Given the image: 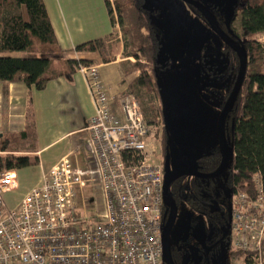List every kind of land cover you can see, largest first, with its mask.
Wrapping results in <instances>:
<instances>
[{
	"label": "built area",
	"instance_id": "obj_1",
	"mask_svg": "<svg viewBox=\"0 0 264 264\" xmlns=\"http://www.w3.org/2000/svg\"><path fill=\"white\" fill-rule=\"evenodd\" d=\"M79 71L94 100L84 128L86 167L72 150L13 208L3 194L16 187L15 173L0 170V264H162L163 172L140 104L121 95L115 114L98 66ZM254 182L253 193L233 198L229 241L242 255L231 264H264L259 174Z\"/></svg>",
	"mask_w": 264,
	"mask_h": 264
},
{
	"label": "trees",
	"instance_id": "obj_2",
	"mask_svg": "<svg viewBox=\"0 0 264 264\" xmlns=\"http://www.w3.org/2000/svg\"><path fill=\"white\" fill-rule=\"evenodd\" d=\"M104 3L111 24L120 27L122 54L126 58L121 65L122 81L138 72L127 81L121 95L133 94L138 100L162 154L165 146L154 123L164 114L156 75L162 67L158 60L160 41L154 24L142 0H104ZM190 8L210 28L206 18L195 8ZM230 15L233 38L247 58L244 79L230 111L231 193H253L254 177L259 174L264 196V46L256 38L257 34L264 33V0H234ZM115 37L117 34L109 33L75 46V53L95 54L96 59L66 57L56 40L44 0H0V80L23 81L28 89H43L50 80L70 77L82 66L114 60L108 43ZM228 50L235 57L233 51ZM15 52L21 54L14 55ZM130 57L135 62L128 61ZM125 64H128L127 68H124ZM34 128L29 107L23 131L0 136V152L26 148L34 137ZM30 164V157L25 153L0 154V170H17ZM169 191L175 199L180 196L176 186L171 185ZM194 192L199 194L201 191L194 188ZM183 195L181 199H191L188 193ZM194 207L201 208V202L194 203ZM228 252L230 259L242 255L231 246Z\"/></svg>",
	"mask_w": 264,
	"mask_h": 264
},
{
	"label": "crops",
	"instance_id": "obj_3",
	"mask_svg": "<svg viewBox=\"0 0 264 264\" xmlns=\"http://www.w3.org/2000/svg\"><path fill=\"white\" fill-rule=\"evenodd\" d=\"M56 40L66 57H91L95 54H77V44L117 34L114 46L109 51L114 60L96 65L105 88L108 91L111 110L120 115V97L127 87L122 81L121 65L124 58L120 35L113 26L104 0H44ZM14 55L21 53L15 52ZM30 107L34 118V137L21 151H3L0 154L25 153L29 155V166L13 170L16 187L3 195L7 207H16L23 196L42 183L50 166L72 150L82 157L85 150L83 140L85 126L94 113V100L82 72L76 71L70 77L50 80L43 89H28L23 81L0 80V136L20 133L25 129L26 114ZM79 146V147H78ZM11 191L17 194V201L10 198Z\"/></svg>",
	"mask_w": 264,
	"mask_h": 264
},
{
	"label": "flooded vegetation",
	"instance_id": "obj_4",
	"mask_svg": "<svg viewBox=\"0 0 264 264\" xmlns=\"http://www.w3.org/2000/svg\"><path fill=\"white\" fill-rule=\"evenodd\" d=\"M213 14L226 35L238 44L233 38L231 17L226 21L227 16L217 18L219 14ZM211 30L216 36L215 43L212 47L207 48L209 50L207 54L201 56L199 60L193 58L191 62L196 72H199L198 74L195 72L197 75L194 86L196 95L206 106L205 109H208V112L199 109L200 114L199 116L197 114L196 119L201 117V122L207 129L204 131L203 128L196 125L198 119L191 130L186 126L182 128L179 125L178 134L170 125L171 119H169L164 103V114L154 122L157 124L155 128L159 132V139L164 144L163 147L165 146V150L162 148L161 154L158 140L155 139L163 175L185 165L188 170L194 172L176 177L168 187L169 191L171 185L173 188L176 186L180 196L188 193V197H191L188 201L181 199L180 196L175 199L169 191L176 205L174 222L169 234V252L173 264H231V261H227V256H224L227 254L219 246L225 245V251H228L230 247L227 225L231 224L234 194L231 193L229 181L232 154L228 132L230 111L236 99L228 110L223 126L224 142L229 153L224 169L213 177H201L198 176V173H214L221 165L223 152L218 135V120L237 79L240 63L237 53L212 28ZM216 45H219L225 55V60L221 64L216 62L217 58H213V55L209 56L211 48L215 51ZM227 48L233 51L235 57L230 54ZM160 102L162 103L161 99ZM170 153L178 156V164L168 170L165 168L166 158ZM194 188L201 192L197 194L194 192ZM198 201L201 202V208L197 209L194 207V203ZM163 205L164 210H168L166 199H164Z\"/></svg>",
	"mask_w": 264,
	"mask_h": 264
},
{
	"label": "rangeland",
	"instance_id": "obj_5",
	"mask_svg": "<svg viewBox=\"0 0 264 264\" xmlns=\"http://www.w3.org/2000/svg\"><path fill=\"white\" fill-rule=\"evenodd\" d=\"M110 1L112 2L113 0ZM142 1L144 7L150 14L155 27V33L160 41V58L158 60L162 67L157 71L156 75L161 93L160 99L168 111L169 119H171L170 125L179 134V125L182 128L186 126V128H190L191 130V128H194L195 121L199 119L196 125L200 126L205 131L207 127L202 124L201 117L196 119V116L200 114L199 109L203 112H208V109H205L206 106L201 103V100L196 95V89L194 87L195 77L199 72H196L191 62L193 58L199 60L201 56L208 53L209 50L207 48L213 46L216 36L211 28L200 20L191 10L190 6L183 0ZM198 1L207 6L213 13L219 14L220 17H231L230 14L232 12L234 0ZM116 27L120 35L119 25H116ZM120 37L118 39L119 41H121ZM256 38L258 42L264 46V33L257 34ZM114 40H112L113 43H115ZM120 43L123 48L122 41ZM108 44L110 45V50L112 47L113 51H116L117 46H114L112 43ZM214 48L215 51L211 48V54L209 56L213 55V58H217L216 62L221 64L223 60H225V55L220 50L219 45H216ZM119 57L124 58L122 52ZM125 59L126 58H124V60ZM128 61L135 62V59L130 57ZM127 66L128 64H125L124 68H127ZM135 74H138V72L131 74L126 80H131ZM150 139L156 147V141L152 137L151 131ZM156 151L158 152L157 148ZM158 157L157 153V159L159 160L160 158ZM177 160L178 156L170 153L166 158L167 164L165 168L168 170L171 169L172 166L178 164ZM86 192L89 193V188L86 189ZM17 194L18 192L16 193L15 191H11L10 193V198L14 202L17 201ZM94 196L97 198L98 194H94ZM87 207H89V205ZM93 209L94 207L92 205L86 209V214L91 216L92 219L94 214ZM77 214L82 215V210H80V208H77ZM219 248L227 254L224 256H227V261L230 262L231 259L229 258L228 251H225V245L221 244Z\"/></svg>",
	"mask_w": 264,
	"mask_h": 264
},
{
	"label": "water",
	"instance_id": "obj_6",
	"mask_svg": "<svg viewBox=\"0 0 264 264\" xmlns=\"http://www.w3.org/2000/svg\"><path fill=\"white\" fill-rule=\"evenodd\" d=\"M184 2L192 5L195 7L208 21L209 25L213 29V31L230 47L232 48L238 55L239 57V73L237 76V79L234 83V86L227 98V101L220 113L219 120H218V135H219V140L221 144V149H222V162L219 168L214 172L210 174H199L198 176L201 177H213L218 175L225 167L229 153L226 149V145L224 142V121L225 117L228 113V110L230 106L233 104L235 101L239 88L242 84L244 74H245V68L247 65V58L246 55L243 51V49L235 42L233 41L226 33L222 30V28L219 26L218 21L215 17V15L208 9L207 6L202 4L198 0H183ZM228 17L226 18L227 21ZM189 173H194L188 170L187 165L179 168H175L167 173L164 174L163 176V197L164 199L167 200L168 203V210H166V219L163 224V230L161 233V241H162V261L163 264H173L171 257H170V252H169V234L174 222V216H175V210H176V205L175 202L172 198V196L169 194L168 187L171 181H173L176 177L189 174ZM230 223L227 225V229H229Z\"/></svg>",
	"mask_w": 264,
	"mask_h": 264
}]
</instances>
